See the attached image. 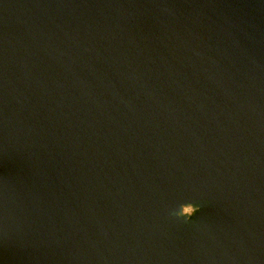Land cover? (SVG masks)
<instances>
[{
	"label": "water",
	"instance_id": "obj_1",
	"mask_svg": "<svg viewBox=\"0 0 264 264\" xmlns=\"http://www.w3.org/2000/svg\"><path fill=\"white\" fill-rule=\"evenodd\" d=\"M0 264H264V0H0Z\"/></svg>",
	"mask_w": 264,
	"mask_h": 264
},
{
	"label": "clouds",
	"instance_id": "obj_2",
	"mask_svg": "<svg viewBox=\"0 0 264 264\" xmlns=\"http://www.w3.org/2000/svg\"><path fill=\"white\" fill-rule=\"evenodd\" d=\"M184 208V212H181L180 209ZM190 209V211H189ZM197 211V208L194 207L192 204L188 203V204H182L180 205L179 211L178 212H173L172 214L177 216V217H185V218H189L191 217L194 212Z\"/></svg>",
	"mask_w": 264,
	"mask_h": 264
}]
</instances>
